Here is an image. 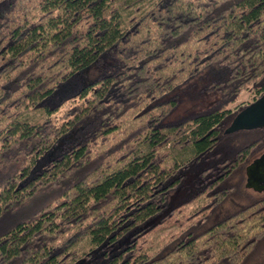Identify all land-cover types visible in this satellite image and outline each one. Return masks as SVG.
I'll use <instances>...</instances> for the list:
<instances>
[{
  "label": "trees",
  "instance_id": "1",
  "mask_svg": "<svg viewBox=\"0 0 264 264\" xmlns=\"http://www.w3.org/2000/svg\"><path fill=\"white\" fill-rule=\"evenodd\" d=\"M247 91L264 94V0H0V264L250 262L264 194L198 232L264 147L226 133Z\"/></svg>",
  "mask_w": 264,
  "mask_h": 264
},
{
  "label": "rangeland",
  "instance_id": "2",
  "mask_svg": "<svg viewBox=\"0 0 264 264\" xmlns=\"http://www.w3.org/2000/svg\"><path fill=\"white\" fill-rule=\"evenodd\" d=\"M100 74V67L95 66L93 68L88 69L87 71L74 76L69 82L61 86L57 95L54 97L53 103H59L65 99L75 96L80 88L89 80L96 78ZM193 97L195 99H190L188 101H183L179 104L177 110L172 114L173 118L179 116L181 118L185 115V111L189 109H197L199 107L206 106L214 101V98L207 97ZM206 97V98H205ZM205 98V99H204ZM205 100V102L203 101ZM253 100V94L250 91L245 92L240 99V105L245 103H251ZM202 106V107H203ZM239 133L232 137L225 146L228 147L230 145L229 153L232 154L239 146L250 140V134ZM228 145V146H227ZM264 152V147L260 149V151L253 157H258L261 153ZM252 159V160H253ZM252 162V161H251ZM196 175L192 173H187L183 184L175 189L171 195L169 196L168 205L174 206L181 201L189 198L192 194H194L198 185L196 182ZM248 178L246 171H241L238 174L234 175L231 179L227 181L228 186H233L234 190L228 197V199L219 207L211 219L203 225L198 232L207 229L212 224L221 220L222 218L228 216L232 212L237 209L243 207L248 204L252 199L262 196L264 191L259 192L254 184L248 186ZM247 264H264V243L262 244L260 251L253 259L250 260Z\"/></svg>",
  "mask_w": 264,
  "mask_h": 264
},
{
  "label": "water",
  "instance_id": "3",
  "mask_svg": "<svg viewBox=\"0 0 264 264\" xmlns=\"http://www.w3.org/2000/svg\"><path fill=\"white\" fill-rule=\"evenodd\" d=\"M264 114V95L256 103L243 109L232 120L227 128V133H236L242 130H252L263 127L264 121H258ZM248 186L254 184L257 191H264V154L256 158L246 167Z\"/></svg>",
  "mask_w": 264,
  "mask_h": 264
},
{
  "label": "flooded vegetation",
  "instance_id": "4",
  "mask_svg": "<svg viewBox=\"0 0 264 264\" xmlns=\"http://www.w3.org/2000/svg\"><path fill=\"white\" fill-rule=\"evenodd\" d=\"M263 95H264V94H263ZM263 95H262V96H263ZM262 96H261V97H262ZM261 97L258 98L256 101L249 103L248 105L242 106V108L239 110V112H241L243 109H245V108L251 106L252 104L256 103L258 100L261 99ZM239 112H238V113H239ZM238 113H237V114H238ZM237 114H236V115H237ZM236 115H235V116H236ZM235 116H234V117H235ZM258 121H264V114H263L262 116L259 117ZM262 129H264V126H263V127H259V128H255V129H252V130H247V131H246V130H243V131H245V132H250V131L262 130ZM262 154H264V152L261 153V154H260L258 157H256V158H259ZM256 158H254V159L252 160V162H253ZM252 162H251V163H252ZM251 163H250V164H251ZM250 164H249V165H250Z\"/></svg>",
  "mask_w": 264,
  "mask_h": 264
},
{
  "label": "bare ground",
  "instance_id": "5",
  "mask_svg": "<svg viewBox=\"0 0 264 264\" xmlns=\"http://www.w3.org/2000/svg\"><path fill=\"white\" fill-rule=\"evenodd\" d=\"M230 124H231V123H230ZM228 127H229V126H228ZM228 127H227V128H228ZM226 130H227V129H226ZM242 131H243V130H242ZM239 132H240V131H239ZM226 133H227V132H226ZM236 133H237V132H236ZM228 134H232V133H228ZM233 134H234V133H233Z\"/></svg>",
  "mask_w": 264,
  "mask_h": 264
}]
</instances>
